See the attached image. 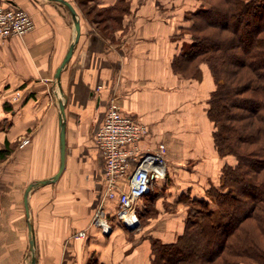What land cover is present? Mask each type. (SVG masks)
Returning a JSON list of instances; mask_svg holds the SVG:
<instances>
[{
    "label": "crops",
    "instance_id": "crops-1",
    "mask_svg": "<svg viewBox=\"0 0 264 264\" xmlns=\"http://www.w3.org/2000/svg\"><path fill=\"white\" fill-rule=\"evenodd\" d=\"M0 4L23 7L35 20L24 38L0 36V148H12L0 161V264H31L33 239L35 264H152L150 249L134 248L119 224L107 235L95 226L85 238L73 235L89 227L104 190L105 163L94 133L104 120L112 89L123 110L145 123L149 100L159 93L157 81L167 71V52L161 50L166 41L145 38L148 30L133 26L114 50L104 35L83 33L81 24L59 83L57 70L76 36L70 12L52 0ZM138 31L144 39L125 53L122 46ZM61 102L65 166L54 181L31 189L27 207L28 186L52 179L60 170Z\"/></svg>",
    "mask_w": 264,
    "mask_h": 264
},
{
    "label": "trees",
    "instance_id": "trees-1",
    "mask_svg": "<svg viewBox=\"0 0 264 264\" xmlns=\"http://www.w3.org/2000/svg\"><path fill=\"white\" fill-rule=\"evenodd\" d=\"M193 16L192 42L175 66L186 73L198 60L209 62L216 147L237 163L224 167L222 188L207 190L211 200L190 197L200 209L175 241L153 243L152 264H264V0H204ZM11 150L0 148V161Z\"/></svg>",
    "mask_w": 264,
    "mask_h": 264
},
{
    "label": "rangeland",
    "instance_id": "rangeland-1",
    "mask_svg": "<svg viewBox=\"0 0 264 264\" xmlns=\"http://www.w3.org/2000/svg\"><path fill=\"white\" fill-rule=\"evenodd\" d=\"M68 1L79 14L83 33L104 35L110 49H118L126 35H131L133 26L140 31L147 29L145 38H158L167 43L161 47L162 53L164 50L167 52V71L160 74L162 77L155 87L159 93H154L149 100L150 108L146 110L144 120L150 132L148 144L156 146L164 143L166 146L168 173L140 201L139 208L144 213L139 214L138 226L132 230L124 228L130 243L135 244L134 248L144 245L146 250L150 249L152 262L153 243L156 240L175 241L184 231L189 213L200 209L199 204L191 200L194 197L210 199L207 195L209 188H222L224 167L237 163L234 154H222L216 147L214 134L220 123L216 124L209 118L208 109L217 81L209 62L198 60L186 73L178 71L175 66L178 60L175 57L183 49L187 50L192 42L193 13L204 5V0ZM116 4L118 9L109 12L108 9ZM114 13H118L117 21L110 19ZM71 19L74 24L73 17ZM140 31L127 42L129 48L125 47L126 44L122 46L125 53L128 51L129 54L135 44L144 39V32ZM123 57L122 53L119 54V58ZM126 58L121 62L124 63ZM121 80L122 77L118 87L115 86L116 90L120 89ZM3 197L0 188V210ZM211 207L219 211L214 202Z\"/></svg>",
    "mask_w": 264,
    "mask_h": 264
},
{
    "label": "built area",
    "instance_id": "built-area-1",
    "mask_svg": "<svg viewBox=\"0 0 264 264\" xmlns=\"http://www.w3.org/2000/svg\"><path fill=\"white\" fill-rule=\"evenodd\" d=\"M34 23V15L23 7L0 4V36L3 39L24 38L35 27ZM149 134L148 125L136 115L125 112L117 93H113L104 120L94 133L105 163L104 190L89 227L76 232L74 238L87 237L92 226L105 235L115 224L129 230L138 226L140 201L168 173L166 146L164 143L149 145Z\"/></svg>",
    "mask_w": 264,
    "mask_h": 264
},
{
    "label": "water",
    "instance_id": "water-1",
    "mask_svg": "<svg viewBox=\"0 0 264 264\" xmlns=\"http://www.w3.org/2000/svg\"><path fill=\"white\" fill-rule=\"evenodd\" d=\"M54 1L55 3L65 7L69 12L70 14L72 15L73 19H74V26H75V30H76V36L72 42V44L70 45V48L69 50H67V54L61 64V66L58 68L57 70V73H56V80L60 83L61 82V73H62V70L63 68L66 66L65 64H67L72 55H73V52L75 51V46L76 44L78 43L79 39H80V36H81V21H80V18H79V14L77 12V10L75 9L74 5L68 1V0H52ZM60 108H61V111H62V114H61V165H60V170L59 172L52 178V179H49V180H43V181H40V182H37V183H33L31 185L28 186L27 190L25 191V205L28 207V199H29V193L31 191V189L33 187H36L40 184H43V183H46V182H49V181H54L56 178L59 177V175L61 174V172L63 171L64 169V166H65V120H64V104L63 102L60 103ZM31 228H32V224H30ZM31 249L33 251V256H32V263L31 264H35V250H36V246H35V240L33 239L32 240V244H31Z\"/></svg>",
    "mask_w": 264,
    "mask_h": 264
}]
</instances>
